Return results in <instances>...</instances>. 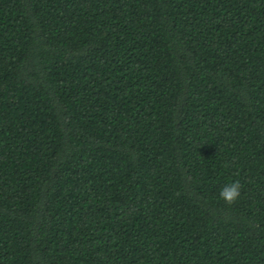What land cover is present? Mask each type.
Masks as SVG:
<instances>
[{
  "label": "trees",
  "instance_id": "trees-1",
  "mask_svg": "<svg viewBox=\"0 0 264 264\" xmlns=\"http://www.w3.org/2000/svg\"><path fill=\"white\" fill-rule=\"evenodd\" d=\"M0 264H264V0H0Z\"/></svg>",
  "mask_w": 264,
  "mask_h": 264
},
{
  "label": "clouds",
  "instance_id": "clouds-1",
  "mask_svg": "<svg viewBox=\"0 0 264 264\" xmlns=\"http://www.w3.org/2000/svg\"><path fill=\"white\" fill-rule=\"evenodd\" d=\"M241 195V185L239 181L232 182L220 191V198L225 202V204L231 206L235 204Z\"/></svg>",
  "mask_w": 264,
  "mask_h": 264
}]
</instances>
